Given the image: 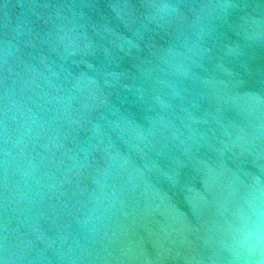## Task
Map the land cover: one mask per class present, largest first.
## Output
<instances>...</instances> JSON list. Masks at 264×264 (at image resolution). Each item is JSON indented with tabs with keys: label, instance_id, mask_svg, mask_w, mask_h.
I'll return each mask as SVG.
<instances>
[{
	"label": "water",
	"instance_id": "obj_1",
	"mask_svg": "<svg viewBox=\"0 0 264 264\" xmlns=\"http://www.w3.org/2000/svg\"><path fill=\"white\" fill-rule=\"evenodd\" d=\"M0 264H264V0H0Z\"/></svg>",
	"mask_w": 264,
	"mask_h": 264
}]
</instances>
